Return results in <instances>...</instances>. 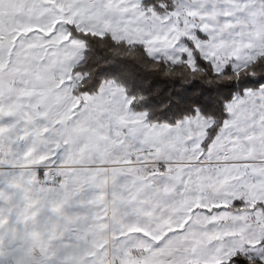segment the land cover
Here are the masks:
<instances>
[{
  "label": "snow or ice",
  "instance_id": "obj_1",
  "mask_svg": "<svg viewBox=\"0 0 264 264\" xmlns=\"http://www.w3.org/2000/svg\"><path fill=\"white\" fill-rule=\"evenodd\" d=\"M0 264H264V0H0Z\"/></svg>",
  "mask_w": 264,
  "mask_h": 264
},
{
  "label": "trees",
  "instance_id": "obj_2",
  "mask_svg": "<svg viewBox=\"0 0 264 264\" xmlns=\"http://www.w3.org/2000/svg\"><path fill=\"white\" fill-rule=\"evenodd\" d=\"M167 77H162L161 80H156L155 78H151L147 81L146 87L155 86L159 89L160 92H164L165 90L171 91V86L168 85L165 81Z\"/></svg>",
  "mask_w": 264,
  "mask_h": 264
}]
</instances>
